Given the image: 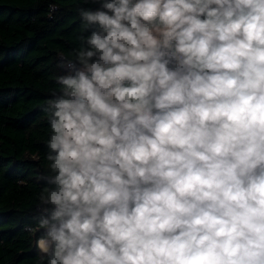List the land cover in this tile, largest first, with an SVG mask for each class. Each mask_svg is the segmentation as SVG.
<instances>
[{
	"label": "clouds",
	"instance_id": "1",
	"mask_svg": "<svg viewBox=\"0 0 264 264\" xmlns=\"http://www.w3.org/2000/svg\"><path fill=\"white\" fill-rule=\"evenodd\" d=\"M95 2L42 109V259L264 264V0Z\"/></svg>",
	"mask_w": 264,
	"mask_h": 264
},
{
	"label": "trees",
	"instance_id": "2",
	"mask_svg": "<svg viewBox=\"0 0 264 264\" xmlns=\"http://www.w3.org/2000/svg\"><path fill=\"white\" fill-rule=\"evenodd\" d=\"M55 6L53 10L52 6ZM95 0H0V264H47L33 219L49 171L42 111L62 74L58 57L81 46L79 9Z\"/></svg>",
	"mask_w": 264,
	"mask_h": 264
}]
</instances>
